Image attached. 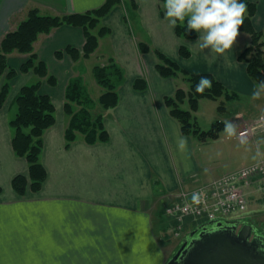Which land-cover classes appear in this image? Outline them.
<instances>
[{"label": "crops", "instance_id": "0c3cea01", "mask_svg": "<svg viewBox=\"0 0 264 264\" xmlns=\"http://www.w3.org/2000/svg\"><path fill=\"white\" fill-rule=\"evenodd\" d=\"M135 1L139 9L134 21L141 35L146 34L152 43V49L191 74L212 75L238 95L236 102L242 104L233 108L230 122L237 126L238 117L246 123L264 120V88L249 76L247 64L239 61L251 44L250 35L239 30L231 50L224 55L214 54L211 47L201 50L197 45L201 33L194 41L177 36L176 27H170L162 15L163 0ZM249 1L257 3L253 24L264 34V0ZM105 2L2 0L0 45L31 9L37 8L44 15H73L97 9ZM102 23L112 34L101 39L96 54L86 60L74 62L68 55L58 60L55 56L68 47L83 49L85 36L81 28L62 26L42 36L35 45L36 54L58 79V85L48 91L56 106L57 123L44 135L42 163L48 179L38 193L28 191L21 196L12 186L16 176H28L29 166L12 147L10 122L15 116L11 111L21 88L34 79L33 73L18 75L0 109V264H166V249L174 242L165 240L167 227L171 226L164 215L165 206L178 200L183 192L227 174L219 173L217 161L206 162L205 153H214L221 138L202 143L197 137L184 135L166 106L165 98L179 88L188 91L183 77L163 78L156 70L155 53H139L141 39L134 31L133 36L130 34L120 8ZM182 46L190 49L191 57L180 55ZM109 57L115 58L126 73L119 89V105L111 111H102L99 104L96 107L105 115L109 141L89 145L78 135L67 150L66 88L72 79L82 77L95 91L97 97L93 98L98 102L103 90L90 73L91 67L84 63L104 64ZM17 58L21 63L14 62ZM26 60V55L9 56L10 66L17 70ZM137 79L147 82L146 90L134 89ZM4 81L3 77L1 85ZM256 92L259 98L253 99ZM203 101L195 117L201 113ZM238 131L236 127V136ZM257 133L264 134V130ZM181 136L187 139L183 151L177 144ZM258 195L249 196L250 206ZM262 212L251 214L259 218Z\"/></svg>", "mask_w": 264, "mask_h": 264}, {"label": "trees", "instance_id": "16d2710c", "mask_svg": "<svg viewBox=\"0 0 264 264\" xmlns=\"http://www.w3.org/2000/svg\"><path fill=\"white\" fill-rule=\"evenodd\" d=\"M2 0H0L1 4ZM247 5L243 25L240 31L251 37V44L239 56V61L247 64L249 76L259 86L264 82V34L257 32L253 18L257 12V4L249 0H240ZM124 0H106L99 8L83 14L73 15H44L39 9H31L23 21L19 23L16 30L9 32L0 45V109L6 104L10 95L12 85L19 74L33 73L32 84L21 88L14 99L17 108L15 117L10 126L13 130L12 147L17 157L24 158L28 162L29 174L18 175L12 181L14 191L24 196L28 191L38 193L48 179V172L42 163L44 151V135L57 123V110L52 97L43 91L46 82L51 87L58 85V79L53 75L46 62L41 60L35 52V45L40 35L50 34L54 29L62 26L81 28L85 36V44L80 51L74 47L56 52V59L62 60L68 55L74 62L91 58L100 47V40L112 34L110 28L103 25V20L108 17L115 8L121 6ZM133 8L137 4L133 1ZM165 16V9L162 11ZM178 37L194 41L198 38L196 31H189L185 26L176 27ZM141 53L154 52L158 63L156 70L163 78L183 77L188 84V91L179 88L173 96L166 97L165 103L170 114L181 125L182 133L186 136L197 137L202 143L216 141L224 132L225 123L214 122L211 129L204 131L198 126L195 113L199 110L200 102L204 99L225 102H236L238 95L230 92L222 83L210 74H191L180 67L178 63L168 58L165 54L152 49L144 42L138 44ZM27 55V60L17 70L9 63L12 54ZM179 53L184 58L191 57L188 47L182 46ZM93 78L96 84L102 88L103 93L94 100L82 77L72 79L65 92L64 109L69 117V124L65 131V148L69 150L77 140L78 135L84 137L89 145L105 143L109 141V134L105 127V115L97 112V104L102 111L115 109L120 102L119 89L125 83L126 73L124 68L115 58H106L104 64L93 67ZM5 78L1 85L2 78ZM201 77H207L212 82L211 89L197 93L196 86ZM148 87L144 79L134 82V89L144 91ZM221 102L219 110L225 112L227 106ZM188 104V109L183 106Z\"/></svg>", "mask_w": 264, "mask_h": 264}, {"label": "rangeland", "instance_id": "374dc122", "mask_svg": "<svg viewBox=\"0 0 264 264\" xmlns=\"http://www.w3.org/2000/svg\"><path fill=\"white\" fill-rule=\"evenodd\" d=\"M133 1L136 3L135 0H124V3L121 6L115 8L114 11H116L117 9L120 8L123 12L124 20H126V22H127L126 24L129 25L128 29L130 31V34L133 36V31H134L136 36H138L139 39H141V42H144V43H146L152 47V43L146 39L147 38L146 34L145 35L143 34L144 36L141 35V33H140L141 31H140V29L137 28V25L134 21V18L137 17V11L139 9V6L137 5V10L134 9L133 8ZM252 3H255V2H252ZM11 26H14V24H11ZM257 32H262V31L257 30ZM135 34H134V36H135ZM45 35H47V34L40 35L38 40H40V38L42 36H45ZM139 53H141L140 50H139ZM16 54H18V53H16ZM141 54H143V53H141ZM144 54H148V53H144ZM18 55H20V54H18ZM95 58L98 59L99 57H95ZM15 60H14V62L21 63L20 59L17 58ZM84 64L87 67H91L90 73H91V71H93L92 68L96 65L94 61H89V63H84ZM87 76H89V74H87L86 77ZM92 76H93V72H92ZM33 81L34 80L28 82L27 85L32 84ZM52 89H53V87L48 85L46 82L43 84V91L44 92L48 93V91L49 90L51 91ZM88 89L91 91L92 97L96 98L97 95L95 94V91L90 87L89 84H88ZM223 101L225 102V99H220L218 101L204 99L203 105L201 107V113L198 116H196L197 117L196 119L198 120V123H199L198 125H200L203 128V130H205V131L209 130L212 126V123L217 122V121H222V122L228 121V122H230L229 118H230L231 111L233 110V108L235 106H239L242 104L241 101L234 102V103L225 102V106H227L226 111L223 112V111H220L218 109L214 112V115H213L212 111L215 110V107L219 108L221 102H223ZM13 107L14 108L11 111L12 117H14L16 112H17V108H16L15 104ZM188 108H189L188 104H185L183 106V109H188ZM235 119H236L235 121L237 123L236 127L239 129L237 134H239L241 132L248 131L247 137L244 136V137H242V139L239 140L238 137L236 136V133L234 136L229 138L225 132H222L220 135L221 142L219 143V145H216L215 152L212 154H208L207 152L205 153V155L208 157V158H206V162L208 164H212V163L217 161L219 173H222V174L235 172L245 165H248V164L254 163V162L256 163V162H259L261 160H264V134L259 135V133H257V135H255L256 131H253V128H255L256 126H258L260 123H262L264 121L260 119L259 121L257 120L254 122L246 123L245 120H243V118L238 117ZM219 173H218V175H220ZM248 210H249V213H254L256 211L257 212L263 211L262 213H260L261 217L259 216V219H261L262 222H264V190L260 191L257 201H254L251 206L249 205ZM208 221H209L208 219H195V218L191 217V218H186L184 220V225H185L186 231L188 233H191L196 228L207 223ZM174 224H175V222L172 220V222L170 223L171 226L167 227L168 233L170 232V230ZM173 242H174V244H171L170 247L168 249H166L165 263H167V261L170 259V257L174 253V251L177 249V246L179 245V243L181 244V240H179V241L173 240Z\"/></svg>", "mask_w": 264, "mask_h": 264}, {"label": "clouds", "instance_id": "9594fccd", "mask_svg": "<svg viewBox=\"0 0 264 264\" xmlns=\"http://www.w3.org/2000/svg\"><path fill=\"white\" fill-rule=\"evenodd\" d=\"M165 18L170 27L185 26L189 31L201 33L197 45L201 50L211 47L214 54L224 55L231 50L239 35V28L244 23L247 5L240 0H164ZM212 82L207 77H201L196 86L197 93L211 89ZM264 88V82L261 83ZM259 92L253 94V99L259 98ZM224 132L231 138L235 135L236 126L225 121ZM181 151L186 148L187 139L183 136L177 141ZM201 193H192L193 203H199Z\"/></svg>", "mask_w": 264, "mask_h": 264}, {"label": "built area", "instance_id": "2783aa9c", "mask_svg": "<svg viewBox=\"0 0 264 264\" xmlns=\"http://www.w3.org/2000/svg\"><path fill=\"white\" fill-rule=\"evenodd\" d=\"M259 129H264V123L253 128V131ZM247 134L248 131L241 132L239 137H247ZM253 187L264 190V161L225 174L191 192H183L165 209L166 216L177 224L173 236H182L183 222L188 217L208 220L242 218L248 210L247 194ZM194 192L201 193L199 203L192 201Z\"/></svg>", "mask_w": 264, "mask_h": 264}, {"label": "water", "instance_id": "95a60500", "mask_svg": "<svg viewBox=\"0 0 264 264\" xmlns=\"http://www.w3.org/2000/svg\"><path fill=\"white\" fill-rule=\"evenodd\" d=\"M264 232L243 220L210 221L189 233L166 264H264Z\"/></svg>", "mask_w": 264, "mask_h": 264}, {"label": "flooded vegetation", "instance_id": "af4514ba", "mask_svg": "<svg viewBox=\"0 0 264 264\" xmlns=\"http://www.w3.org/2000/svg\"><path fill=\"white\" fill-rule=\"evenodd\" d=\"M251 222L252 223H254V224H256V223H258V224H256L257 226H259V229L261 230V231H263L264 232V222H261L260 220H256V219H253V220H251ZM261 251V250H260ZM262 252V254H264V251H261Z\"/></svg>", "mask_w": 264, "mask_h": 264}]
</instances>
